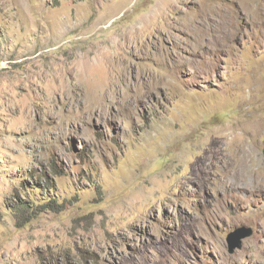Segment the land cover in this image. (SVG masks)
Here are the masks:
<instances>
[{"label": "rangeland", "instance_id": "1", "mask_svg": "<svg viewBox=\"0 0 264 264\" xmlns=\"http://www.w3.org/2000/svg\"><path fill=\"white\" fill-rule=\"evenodd\" d=\"M258 177L264 0H0V264H264Z\"/></svg>", "mask_w": 264, "mask_h": 264}, {"label": "water", "instance_id": "2", "mask_svg": "<svg viewBox=\"0 0 264 264\" xmlns=\"http://www.w3.org/2000/svg\"><path fill=\"white\" fill-rule=\"evenodd\" d=\"M253 230L246 226L238 227L228 235V241L231 244V252L237 247L242 246V239L252 235Z\"/></svg>", "mask_w": 264, "mask_h": 264}, {"label": "bare ground", "instance_id": "3", "mask_svg": "<svg viewBox=\"0 0 264 264\" xmlns=\"http://www.w3.org/2000/svg\"><path fill=\"white\" fill-rule=\"evenodd\" d=\"M209 72V71H208ZM245 143V142H244ZM242 142V140L238 143V148H237V153L239 155H242L244 153V148L245 147V144ZM247 145V144H246ZM247 153V152H246ZM232 154H233V150H228L227 147L225 149V151L223 152L222 154V158L224 159V161L226 163H228L232 157ZM249 159V158H248ZM260 177V176H259ZM256 179L254 181V183L251 185L253 188H264V179L263 178H259ZM249 185V184H248ZM264 223V222H263ZM263 231H264V228H263Z\"/></svg>", "mask_w": 264, "mask_h": 264}, {"label": "trees", "instance_id": "4", "mask_svg": "<svg viewBox=\"0 0 264 264\" xmlns=\"http://www.w3.org/2000/svg\"><path fill=\"white\" fill-rule=\"evenodd\" d=\"M47 204H48V205H51V203H50V202H48ZM21 207H23V206H20V208H21Z\"/></svg>", "mask_w": 264, "mask_h": 264}]
</instances>
